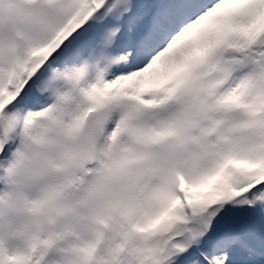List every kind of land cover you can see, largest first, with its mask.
<instances>
[{
    "label": "snow or ice",
    "instance_id": "1",
    "mask_svg": "<svg viewBox=\"0 0 264 264\" xmlns=\"http://www.w3.org/2000/svg\"><path fill=\"white\" fill-rule=\"evenodd\" d=\"M0 264H264V0H0Z\"/></svg>",
    "mask_w": 264,
    "mask_h": 264
}]
</instances>
